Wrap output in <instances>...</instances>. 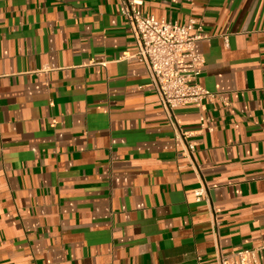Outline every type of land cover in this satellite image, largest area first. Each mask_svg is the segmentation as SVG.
Instances as JSON below:
<instances>
[{"label": "crops", "instance_id": "0c3cea01", "mask_svg": "<svg viewBox=\"0 0 264 264\" xmlns=\"http://www.w3.org/2000/svg\"><path fill=\"white\" fill-rule=\"evenodd\" d=\"M143 1L206 34L217 98L175 110L200 169L122 0H0V264H217L218 245L264 264V0Z\"/></svg>", "mask_w": 264, "mask_h": 264}, {"label": "built area", "instance_id": "2783aa9c", "mask_svg": "<svg viewBox=\"0 0 264 264\" xmlns=\"http://www.w3.org/2000/svg\"><path fill=\"white\" fill-rule=\"evenodd\" d=\"M122 2L121 13L127 19L137 43V51L129 58L144 63L150 73L152 86L174 128L180 153L187 158V163L181 167L190 166L198 171L200 166L193 160L197 146L190 139L193 134L182 128L175 110L187 104H197L204 109L206 101L217 98L216 92L197 82L204 59L196 51V42L205 38L206 34L202 26H197L196 20L180 24L144 14L143 0ZM200 128L211 130L209 119L203 114L200 116ZM195 194L199 201L206 195L203 188L197 189ZM213 212V232L219 237L220 222L214 208ZM259 251L260 248H252L225 254L218 245L216 261L217 264H260Z\"/></svg>", "mask_w": 264, "mask_h": 264}]
</instances>
